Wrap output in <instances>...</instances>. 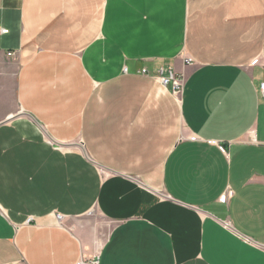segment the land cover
Instances as JSON below:
<instances>
[{
  "label": "crops",
  "instance_id": "1",
  "mask_svg": "<svg viewBox=\"0 0 264 264\" xmlns=\"http://www.w3.org/2000/svg\"><path fill=\"white\" fill-rule=\"evenodd\" d=\"M262 83L264 0H0V264H264Z\"/></svg>",
  "mask_w": 264,
  "mask_h": 264
},
{
  "label": "built area",
  "instance_id": "2",
  "mask_svg": "<svg viewBox=\"0 0 264 264\" xmlns=\"http://www.w3.org/2000/svg\"><path fill=\"white\" fill-rule=\"evenodd\" d=\"M185 63L188 64V65H191L193 63V60L192 59H187L185 61ZM143 73L146 74L147 72L143 71ZM159 80H160L161 84L164 85V86L171 85L172 88H173L174 93H176L178 95H181L183 93L185 80H184L183 77L177 76V74H176V72L174 70H172V69L161 70L160 71V75H159ZM259 93H260V96L264 99V83H262L260 85ZM195 139H196V137H195ZM230 198H231V194L229 193L228 195L224 196L222 202L223 203H227V201ZM58 219L60 220L61 217H58ZM223 226L226 229H228V230L234 231L232 226H231V224L229 222H225L223 224Z\"/></svg>",
  "mask_w": 264,
  "mask_h": 264
}]
</instances>
